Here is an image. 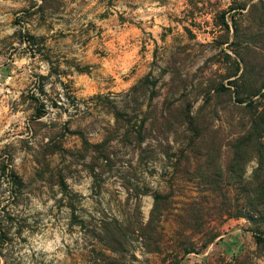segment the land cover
I'll return each mask as SVG.
<instances>
[{
    "label": "rangeland",
    "instance_id": "obj_1",
    "mask_svg": "<svg viewBox=\"0 0 264 264\" xmlns=\"http://www.w3.org/2000/svg\"><path fill=\"white\" fill-rule=\"evenodd\" d=\"M255 1L0 0V264H92L100 257L97 250H105L90 227L112 217L130 220L135 189L168 184L166 133L149 124L163 100L193 101L200 131L219 130L227 168L230 123L237 115L246 124L249 111L234 110L226 96L205 102L198 82L232 71L239 48L241 67L263 74L264 28L254 21L259 9L248 11ZM114 104L132 109L131 128L144 131L142 150L124 128L114 129ZM97 142L106 148V163L95 162ZM256 153L243 165L242 181L199 197L201 230L175 233L172 212L165 213L162 232L148 233L161 252H146L127 233L117 264H170L181 242L196 250L179 254V264H264V242L254 237L264 235V194H251L255 211L242 191L254 188ZM176 188L187 195L195 183L182 178ZM223 193L230 206H222ZM152 201L149 193L139 195L144 220Z\"/></svg>",
    "mask_w": 264,
    "mask_h": 264
},
{
    "label": "trees",
    "instance_id": "obj_2",
    "mask_svg": "<svg viewBox=\"0 0 264 264\" xmlns=\"http://www.w3.org/2000/svg\"><path fill=\"white\" fill-rule=\"evenodd\" d=\"M238 4L240 9H245L247 6L245 2H239ZM254 9H259L254 21L258 30H261V27L264 28V0L250 3L248 11H254ZM222 18L221 24L228 28L224 15ZM231 20L236 38L239 35V27L233 16ZM259 34L261 33L259 32ZM233 52L237 59H233L232 71H225V73L215 78L206 79V82H198V87L201 90V93L198 94L203 96L205 102L208 103L226 96L234 110L249 111L250 117L246 124H243L240 117L237 118V115L233 117L234 121L230 123L235 128L231 133L234 136L230 143L232 160L226 165L227 168L224 169L221 162L222 144L218 138L219 130H212L208 126L205 131H200L198 113L193 109V101L184 104L175 103L174 105L173 102L168 103L163 100L160 103L161 108L151 117L149 124L153 130L166 133L162 139L166 143L167 149H164L163 153L169 160V166L172 169L169 180H167L168 184L164 188L155 190H149L148 188L135 189L134 197L136 201L132 207V219L123 222L116 217H112L110 220L101 219L96 225L90 227L89 232L93 233L100 247L105 250H97L100 257L95 258L92 264H104L105 260L109 261L106 264H117L118 259L116 256L126 250L127 233H135L145 247L146 252H161L159 239L155 240V242H158L156 247H151L149 242L152 237L148 233L162 232L160 222L165 213L172 212L176 222L175 233H187L188 230L190 233H194L195 229L201 230L203 206L199 197H203L204 193H222V185L242 181L243 165L255 151L257 155L254 156L258 159V166L253 170L252 180L249 182L254 184V188L243 189L242 191L246 193L244 199L247 205L254 208L252 210L256 209L251 194L254 193L255 196H258L259 193L264 194V71L261 75H254L253 71H246L244 67H241L244 64V51L239 48L238 50L234 49ZM171 81H174V78H171ZM133 91L134 87H131L124 93L125 99L129 98L128 103L133 98ZM255 96H258V98H254ZM213 112L216 113L217 110L213 109ZM112 113L115 121L114 129L124 128L123 136L130 141L132 140L131 142L142 150L141 145L145 138L144 131L131 128L134 116L129 105L125 104L120 108L114 104ZM200 135H203V137L205 135L204 141L201 140ZM92 146L95 148L94 152L97 153L95 162L101 160V162L106 163L108 155H105L106 148H104L103 142H97ZM182 178L195 183V189L189 190L190 193L187 195L182 193L181 188H176ZM127 192L130 194L128 188ZM146 193L152 196L153 201L149 216L147 220H144L140 209L139 195ZM222 195L225 197L224 193ZM177 197H184L185 201L183 199L175 201ZM224 200L222 206H230V197L226 196ZM177 203L182 205L176 207V209L172 208V205ZM229 206H227L228 209H230ZM247 216L250 218V215ZM78 223L80 228H84V221ZM214 233L216 234L205 241L201 248L212 242L219 231ZM254 237L257 243L264 242V235H261V233L254 232ZM180 245L183 247L180 246L173 254L170 264L180 263L181 257H179V254L184 255L196 250L193 247L183 245L182 242ZM96 246L98 247V245ZM164 262L163 260L161 264H164Z\"/></svg>",
    "mask_w": 264,
    "mask_h": 264
}]
</instances>
